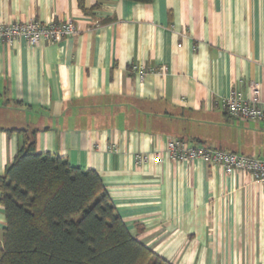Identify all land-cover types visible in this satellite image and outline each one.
Wrapping results in <instances>:
<instances>
[{
	"label": "crops",
	"instance_id": "1",
	"mask_svg": "<svg viewBox=\"0 0 264 264\" xmlns=\"http://www.w3.org/2000/svg\"><path fill=\"white\" fill-rule=\"evenodd\" d=\"M29 21L76 32L0 44V177L21 143L8 131L27 129L37 153L95 172L167 263L264 264V184L166 152L172 138L264 160V124L222 109L251 82L264 102V0H0V23Z\"/></svg>",
	"mask_w": 264,
	"mask_h": 264
},
{
	"label": "trees",
	"instance_id": "2",
	"mask_svg": "<svg viewBox=\"0 0 264 264\" xmlns=\"http://www.w3.org/2000/svg\"><path fill=\"white\" fill-rule=\"evenodd\" d=\"M8 132L21 143L0 177V264H169L129 235L95 172L37 153L33 131Z\"/></svg>",
	"mask_w": 264,
	"mask_h": 264
},
{
	"label": "built area",
	"instance_id": "3",
	"mask_svg": "<svg viewBox=\"0 0 264 264\" xmlns=\"http://www.w3.org/2000/svg\"><path fill=\"white\" fill-rule=\"evenodd\" d=\"M75 26L71 22L42 25L38 22L0 23V44H11L22 39L30 46L41 43H54L75 34ZM222 109L226 115L239 123L259 122L264 124V102L261 100V90L258 83L248 85V94L244 96L240 91H232L222 101ZM166 152L169 160L189 163L202 161L205 164L220 169L225 174L246 173L255 183L264 184V160L245 157L221 150L202 146H187L177 139H168Z\"/></svg>",
	"mask_w": 264,
	"mask_h": 264
},
{
	"label": "rangeland",
	"instance_id": "4",
	"mask_svg": "<svg viewBox=\"0 0 264 264\" xmlns=\"http://www.w3.org/2000/svg\"><path fill=\"white\" fill-rule=\"evenodd\" d=\"M10 114V112H9ZM8 113H4V112H0V121H4L5 122V118H7L8 116H10ZM11 117H14L13 115H11ZM0 125H2L3 127H11V122H6V123H0Z\"/></svg>",
	"mask_w": 264,
	"mask_h": 264
}]
</instances>
